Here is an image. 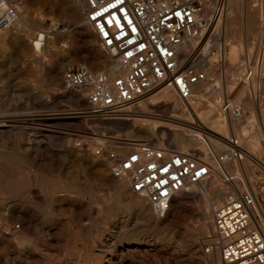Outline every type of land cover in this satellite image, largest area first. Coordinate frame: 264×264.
I'll return each mask as SVG.
<instances>
[{
  "label": "rangeland",
  "instance_id": "rangeland-1",
  "mask_svg": "<svg viewBox=\"0 0 264 264\" xmlns=\"http://www.w3.org/2000/svg\"><path fill=\"white\" fill-rule=\"evenodd\" d=\"M74 1L77 5V0ZM217 1L220 7L224 6V0ZM23 4L24 15L34 22L36 30L28 33L30 26L22 23L17 28L0 29V35L4 36L0 40V123L12 122L5 137L0 139V264H199L195 249L205 254L202 245L210 228L205 234L197 233L193 245L179 244V240L186 231L193 233L201 222V214L219 202L213 189L210 202L198 195L175 198L166 215L167 225L155 216L146 199L144 209L128 202L130 193L135 200L144 198L132 193L130 187L126 196H117L114 187L119 180L111 176L109 164L102 156H96L94 150L101 146L117 149L119 142L128 143L127 137H143L144 143L153 137L142 131L144 136L133 125L134 118L86 122L72 115L75 110L84 109L87 102H71L69 96L58 93L65 90L64 70L70 65L86 63L93 71H100L111 64V57L100 48L97 36L89 28L94 46L80 35L66 0H23ZM237 5L232 13L234 37L225 41L227 73L215 72V76L221 86L233 87V95L244 86L239 98L242 101H236L249 112L248 120L254 121L255 126L262 125L259 128L262 136L256 131L250 140L256 138L260 142L253 140L258 144L253 146L260 147L254 151L264 162V123L255 115L252 98L263 96L259 93L260 80H256L263 76L256 63L260 10L256 0H238ZM79 13L84 19L83 13ZM51 21L63 23L65 30L56 29L49 34L40 57L31 41ZM216 28L218 37L224 41L221 17ZM62 41H67L69 47H60ZM54 53L62 55L66 63L53 78L49 70L56 67ZM92 56L101 59L100 68L91 67ZM249 58L259 72L251 85L240 80L241 66ZM210 94L209 100L219 99L221 103L226 99L223 94ZM207 104L202 101L199 109H206ZM32 116L46 119L51 116L52 120L48 119L49 126L42 130L40 121H32ZM120 122L121 126L117 124ZM67 132L86 133L92 143L76 147L73 139L65 135ZM244 165L239 170L249 172L250 167ZM250 166L257 169L254 163L250 162ZM132 242L139 244L131 245ZM207 260L204 258L201 263L208 264Z\"/></svg>",
  "mask_w": 264,
  "mask_h": 264
},
{
  "label": "built area",
  "instance_id": "built-area-1",
  "mask_svg": "<svg viewBox=\"0 0 264 264\" xmlns=\"http://www.w3.org/2000/svg\"><path fill=\"white\" fill-rule=\"evenodd\" d=\"M77 2L86 26L114 62L113 71H93L86 63L64 70L65 88L87 102L84 109L73 112L81 120L110 122L144 117L142 114L146 113L139 111H148L150 102L165 91L173 92L188 111L191 100L198 97L197 86L210 79L209 69L227 73L226 45L216 32L223 7L217 0ZM256 2L260 10L256 63L262 75L264 0ZM23 6V0H0V29L15 28ZM43 28L33 38L35 51L45 47L52 31L65 30L59 21L47 22ZM60 47L65 49L69 44L62 41ZM256 63L252 65L249 59L241 66L243 83L251 85L259 75ZM220 109L229 114L237 127V132H229L225 137L223 151L209 145L179 149L168 140L153 138L133 146L119 142V150L97 147L94 154L102 156L109 164L111 176L127 183L132 193L144 197L159 217L169 213L177 196H201L195 188L217 179L227 192L212 209V228L204 237L203 252L218 253L219 264H264V205L259 199L264 196V162L250 157L246 145L258 129L246 119L248 112L242 103L225 99ZM197 133L200 135H194L196 140L206 142L208 132L197 129ZM65 135L79 148L92 143L83 132ZM246 161L257 165V179L251 181L244 170L226 169L227 164L241 166Z\"/></svg>",
  "mask_w": 264,
  "mask_h": 264
},
{
  "label": "bare ground",
  "instance_id": "bare-ground-1",
  "mask_svg": "<svg viewBox=\"0 0 264 264\" xmlns=\"http://www.w3.org/2000/svg\"><path fill=\"white\" fill-rule=\"evenodd\" d=\"M248 1H250V0H248ZM246 2H247V0H246ZM237 3H238V0H226V2L224 0V6L220 10V17L222 19V28L221 29L223 30L224 38H225L223 42L225 43L226 48H228V46H227L225 41L229 40L230 37H234V33H233L234 31L232 32V28L234 25L233 24V18H235V17L232 16V13L236 12L235 8H236ZM66 4H68L71 7L72 14L74 15L75 20H77L76 29L78 30L80 35L82 37H84V39L86 41L89 42V44L94 46V43H93L94 37L89 33L90 28L88 26H86L85 20L82 19V15H81V13H79L80 11L82 12L80 5L78 4V2L76 5L74 0H66ZM244 5H245V3H244ZM244 5H242V6H244ZM248 7L250 8L249 5H248ZM245 9H244V12H246ZM239 10H240V8H239ZM25 13H26V11H25L24 6H23V11H22L20 20L17 23L16 27H18V25H20L21 23L25 24L26 26H30V29L28 31L26 30V32L31 33L33 30H36L35 29L36 26H35L34 22L32 23V21L26 15H24ZM244 14L246 15L247 13H244ZM245 15H244V18H245ZM234 16H236V14ZM239 19H241V18H239ZM244 21H245V19H244ZM218 23H219V19H218L217 24ZM40 26H42V25H40ZM216 29H218V28H216ZM41 31H42V29L39 30L38 32H41ZM231 32L233 33V36H230ZM3 37H4L3 35H0V40H2ZM31 43H32V41H31ZM44 48L45 47H41L38 51L34 50L35 54H37L40 57H43ZM100 48H101V46H100ZM101 49L104 50L103 48H101ZM51 51H52V49H51ZM52 52H54V51H52ZM233 52H231V54ZM54 55H55L56 60H57L56 64H55L56 67L49 70V75L53 78L56 76L57 73H59V71L61 70V66H64V64L66 63L64 61V57L62 55H58L57 53H54ZM103 57H104V55H103ZM104 58H106V57H104ZM248 60H247V62H248ZM89 63L91 65V67H92V65L97 67V68H100L102 66L101 65V63H102L101 59L96 58L94 56L91 57ZM113 65H114V62L111 60V64L108 66L109 68L108 67L107 68L109 70L113 71V69H114ZM215 72L216 71L214 69H212V68L209 69L208 70V76L210 79L214 78V80L211 81L209 79L208 81L203 82L197 86L196 89L198 92V97L196 99L191 100V106L192 107L190 108V110L186 111V108L184 107V105L181 103V101L178 99V97L173 92L165 91L162 93V95L159 96V98L150 102V105L148 106V108H149L148 111H145V110L139 111L141 113H146V114H142V116H144V117H142L141 119L140 118L137 119V117H136V119L134 118L133 119L134 120L133 125H135V126L137 125L139 127L140 132L143 131L146 134L149 133L150 136H152L153 138H158L160 141H165V140L167 141L168 140L175 147H177L179 149H186V148L194 147V146H198L200 148H205L206 145H209L211 148H214L218 152L225 150L226 149L225 137L229 134V132H237V127H236L235 123L233 122V120L231 119V117L229 116V114H225L221 111L220 100L219 99H216L215 101H213L212 99L209 100L208 95L210 93L223 94V96H225L226 99H228L232 102L235 101V103H237L236 100L242 101L239 98H241V96H242V93L244 91V86H243V88L241 87V90L238 91V93L233 95L235 92L232 90L233 87L230 88L229 85L221 86L220 82H218V80H217V76H215ZM221 74H224V72L222 71ZM58 91H59L58 93H60V95L62 97L63 96L64 97L69 96L68 99L71 102L75 101V102L79 103L81 100H83V98L80 95L76 94L73 91L67 90L66 88L64 91H62V90H58ZM252 98H253V101H255V104H257V100L253 96H252ZM159 99L161 101H159ZM247 99H250V97ZM204 100L208 104L206 105V109L200 110L199 109L201 107L200 105H201L202 101H204ZM244 101H246V99ZM246 103H248V102H246ZM250 107H251V104H250ZM72 115H74V114H72ZM38 117L40 118V120ZM32 118H34V119H32V121H36V120L40 121V123H38V124L42 130L46 129V127L49 126V124H50V122H46V121L48 119L52 120L51 116L48 119H46L44 116H41V117L40 116H34V117L32 116ZM36 118H38V119H36ZM27 119H28V117L26 116V120ZM246 119L248 120V115L246 116ZM120 121H126V120H120ZM111 122H118V121H111ZM11 123L12 122L9 120L0 123V139H3L5 137V133L8 130L7 128L12 126ZM255 123L257 124V122H255ZM113 124H115V123H113ZM117 124H119V126H121V122L117 123ZM259 125H261V124H259ZM124 126H122V127H124ZM260 127H258V126L256 127V128H258V130H257L258 133H256L258 136L259 135L262 136L261 129H259ZM197 129L208 132L209 135L206 138V142L203 141V143L202 142L200 143L199 141L196 140L194 135H196V134L200 135L199 133H197ZM243 130H245V128H243ZM212 131H215V133ZM43 133H45V132H43ZM245 133H246V131H245ZM138 135H140V134H138ZM143 135L145 136L144 133H143ZM258 136H256V137H258ZM144 139L145 138L139 137V136L135 137V138L127 137L128 143L130 142L133 145L139 144V143L144 144ZM255 139L256 138H254L253 140H255ZM112 140H115V139H112ZM253 140H249V141L245 140L248 143V150L250 152V157H252V158L254 157V159L261 161V159L258 156L259 154L256 155L258 152L254 151V149L260 148V147H254L255 144L256 145H258V144L257 143L254 144L255 141H253ZM117 150H119V149L117 148ZM257 150L259 152H261V149H257ZM246 162H247V164H246ZM246 162H244L241 166L239 165L240 167L238 166V164L237 165L227 164L226 169L229 171H232V172H236V170L241 169V167L245 164V165H247L248 169L250 167L249 172L247 170H245V173L246 174L248 173L249 176L251 177V179H250V177H249V179L251 181L257 179L256 178L257 174H251L253 172L257 173L256 169H254L253 166H250L249 161H246ZM117 181L118 180H116V182ZM251 181H250V184L255 189L256 186L254 185V182H251ZM210 184L212 186L211 190L209 189ZM128 187L129 186L127 183H125L122 180H119L118 184L116 183V185L114 187L117 190V196L122 197V196H126V194L130 193ZM195 189L197 190V191L195 190L196 192H199L202 194L200 196L201 197L200 199H205L207 202L208 201L210 202V199L212 198L211 197L212 196V189H213V194L218 197L219 201L222 199L224 194L227 192L226 187L223 184L219 183L217 181V179H215L211 183L208 182L206 184H202L200 186H197ZM194 196H196V195L190 194V196H182V197H194ZM177 197H180V196H177ZM177 197H176V199H177ZM126 199L128 200V202L133 203L135 206H137L139 208H142V209L145 208V205H146L145 198H141L140 200H135L132 197V194L130 193V196H128ZM259 199L263 205L264 198L261 199L259 197ZM179 203L182 204L181 200L179 201ZM215 205L216 204L210 205V208L207 210V212L201 214V217H200L201 222L198 223L197 228H196V230L194 229L193 233H189L188 231H186L185 233L182 234L181 240H179L180 241L179 244L185 243L187 245L188 244L193 245L194 244L193 238L195 236H197L198 234L207 233L208 227L210 229L212 228V209ZM198 213H199V211H198ZM195 216H196V214H195ZM198 216L199 215H197V217ZM156 217L160 218V221L163 224H165V225L168 224L169 218H167V216H164V217L156 216ZM133 244H139V243L132 242L131 245H133ZM195 253H199L198 257H199L200 263L203 262L202 259H204V258L208 259L207 260L208 264H219L220 263V258H219L218 253H214L212 255L201 254L199 248L195 249Z\"/></svg>",
  "mask_w": 264,
  "mask_h": 264
},
{
  "label": "crops",
  "instance_id": "crops-1",
  "mask_svg": "<svg viewBox=\"0 0 264 264\" xmlns=\"http://www.w3.org/2000/svg\"><path fill=\"white\" fill-rule=\"evenodd\" d=\"M258 79L260 85H259V93H261L263 96L259 98L255 97V99L257 100V104L255 105V115L256 117L261 120L262 117H264V74L263 76L257 77L256 80ZM248 112V111H247ZM248 116H249V112H248ZM261 122V121H260Z\"/></svg>",
  "mask_w": 264,
  "mask_h": 264
}]
</instances>
